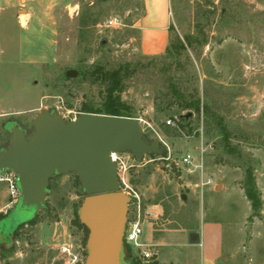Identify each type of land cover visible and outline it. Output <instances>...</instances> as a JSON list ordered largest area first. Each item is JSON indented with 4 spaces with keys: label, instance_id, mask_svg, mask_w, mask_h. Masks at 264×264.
Wrapping results in <instances>:
<instances>
[{
    "label": "rangeland",
    "instance_id": "rangeland-1",
    "mask_svg": "<svg viewBox=\"0 0 264 264\" xmlns=\"http://www.w3.org/2000/svg\"><path fill=\"white\" fill-rule=\"evenodd\" d=\"M141 13L142 0H71L54 13L56 47L46 23L33 17L23 29L24 16L0 14V148L8 124L30 132L41 111L71 120L84 103L100 109L104 75L136 64L120 96L144 137L159 146L130 169L142 208L160 205L164 231L216 220L223 225L219 264H264V0H171L170 43L181 45L173 58L139 52L132 24ZM110 17L123 25L101 27ZM191 97L199 99V113L182 107ZM186 153L190 165L182 163ZM248 166L261 198L256 215L242 188ZM83 197L75 172L54 175L35 223L14 236L8 233L24 216L15 210L19 197L12 200L0 181V213H7L0 219V264H73L75 256L82 264L85 232L73 219ZM63 245L71 255L60 252ZM169 245L176 264L175 254L187 248L176 237ZM129 249L126 263L152 264Z\"/></svg>",
    "mask_w": 264,
    "mask_h": 264
},
{
    "label": "water",
    "instance_id": "water-1",
    "mask_svg": "<svg viewBox=\"0 0 264 264\" xmlns=\"http://www.w3.org/2000/svg\"><path fill=\"white\" fill-rule=\"evenodd\" d=\"M6 129L9 139L0 148V173L15 175L19 191L15 210L24 216L18 225L45 207L51 177L75 172L84 193L76 213L87 229L82 264H128L124 261V230L130 197L119 190L110 153L128 152L140 160L159 151L158 142L144 137L139 119L81 112L66 120L56 112L41 111L30 132L17 124H8ZM188 240L197 243L198 233L190 231Z\"/></svg>",
    "mask_w": 264,
    "mask_h": 264
},
{
    "label": "crops",
    "instance_id": "crops-1",
    "mask_svg": "<svg viewBox=\"0 0 264 264\" xmlns=\"http://www.w3.org/2000/svg\"><path fill=\"white\" fill-rule=\"evenodd\" d=\"M71 0H0V14L24 16L23 29H27L33 17L36 23L44 22L48 26V40L56 47V35L52 24L55 10L62 5L66 7ZM171 25V0H142V13L134 19L132 26L138 30V50L143 55L163 54L167 49ZM38 31V30H37ZM39 32V31H38ZM145 210L154 212L155 217L143 221L141 241L145 242L155 255L150 261L157 264H173L168 256L169 241L179 238L187 253L174 260L176 264H219L223 259V225L216 220H200L193 228L163 230L162 209L159 204H148ZM58 221L56 222V224ZM195 231L199 235L197 243H190L188 233ZM193 254V255H192ZM196 262H193V258ZM145 262V261H144ZM149 263V262H147Z\"/></svg>",
    "mask_w": 264,
    "mask_h": 264
},
{
    "label": "built area",
    "instance_id": "built-area-1",
    "mask_svg": "<svg viewBox=\"0 0 264 264\" xmlns=\"http://www.w3.org/2000/svg\"><path fill=\"white\" fill-rule=\"evenodd\" d=\"M122 21L117 17H110L103 21L100 25L105 28H112L122 26ZM76 116H74L75 118ZM73 119V118H72ZM175 118H169L167 123L175 124ZM111 160L116 164V175L119 190L130 197L128 205L127 221L124 230V245H127L139 259L150 262L152 261L155 253L148 249V245L141 241L142 223L149 221L155 217L154 212L145 210L141 206L140 196L134 189L131 183L130 169L137 165L138 160L128 152L110 153ZM182 163L190 165L192 163V155L190 153L184 154ZM0 181H5L8 185V190L12 200L19 197V191L15 182V175L12 172L0 173ZM16 201V200H15ZM60 252L71 255L70 248L63 245L60 247ZM76 256L73 264L76 263Z\"/></svg>",
    "mask_w": 264,
    "mask_h": 264
},
{
    "label": "trees",
    "instance_id": "trees-1",
    "mask_svg": "<svg viewBox=\"0 0 264 264\" xmlns=\"http://www.w3.org/2000/svg\"><path fill=\"white\" fill-rule=\"evenodd\" d=\"M170 28H171V26H170ZM170 42H171V40L169 37V44H168L167 49L165 50V52L163 54L152 55V56L142 54V56L146 57V58H158L160 56L170 55L173 58L178 54V52H177L178 47H181V45H176V44L174 45L173 44L171 46ZM135 68H136V64L133 67V69H130L129 63H126L125 66L120 65L115 70H113L109 73H106L104 75L103 82L107 85L106 86L107 92L104 95V100L102 102L101 108L93 111L87 106V104L84 103L82 105L81 111L107 114V115H115V116L133 117L130 113V106L127 104L126 101L122 100V98L120 96V91L123 88V84H122L123 77H126L129 73H131V70H135ZM192 98L193 97L189 98V101L186 102L185 104H183L182 107H185V108L193 107V109L199 113L200 107H201L199 99L198 98L192 99ZM202 110H204V109H202ZM183 120H185L184 117L177 119L176 121L178 123H181ZM242 188L244 190V194H245L246 198L250 202L252 214H255V215L258 214L260 207H261V198H260L259 190L256 186L255 178L253 175V170L250 166L246 167V169H245V176H244ZM6 215H7V213H0V219L5 217ZM37 216L38 215L36 214V216L34 218L28 220L25 223L18 225L17 228L13 231L12 235H14V236L17 235L19 229L21 227H23L24 225L35 223ZM73 223L78 228H81L82 230H84L85 236L83 238L82 244H83V247H85L87 229L84 225H82L79 222L76 211H75V217L73 219ZM124 249H126L128 252L130 251V249L127 245H124ZM84 255L86 256L85 249H84ZM132 260H134V259H132ZM152 264H157V262L155 261Z\"/></svg>",
    "mask_w": 264,
    "mask_h": 264
}]
</instances>
